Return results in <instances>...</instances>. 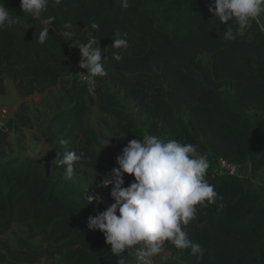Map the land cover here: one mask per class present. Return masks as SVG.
I'll return each mask as SVG.
<instances>
[{
	"label": "trees",
	"instance_id": "1",
	"mask_svg": "<svg viewBox=\"0 0 264 264\" xmlns=\"http://www.w3.org/2000/svg\"><path fill=\"white\" fill-rule=\"evenodd\" d=\"M3 3L17 18L0 27V96L7 93V80L21 100L62 85L56 112L40 133L54 153L59 152L57 140L69 143L52 166L35 158H8V135L31 126L24 104L0 127V235L14 225L23 228L14 245L0 239V264H40L42 259L138 264L133 250L117 257L103 233L88 230V218L105 209L88 204L60 176L66 166L57 161L65 151L85 154L75 173L90 170L104 179L117 167L100 163L90 147L95 136L85 117L91 104L114 120L109 142L120 154L129 141L148 134L192 144L208 162L247 163L252 173L264 167V121L257 116L264 113V33L257 23L241 33L235 21L227 22L235 35L228 40L229 25L212 17L211 2L204 0H128L127 9L121 0H49L41 19L55 20L40 44V21L22 12L20 0ZM67 22L76 33L72 40L62 35ZM89 34L99 40L107 72V86L93 90L73 76L81 59L73 43H87ZM122 34L128 47L119 50L123 59L117 62L111 45ZM121 100L136 113L123 112ZM206 179L222 199L198 205L194 219L183 226L204 254L175 248L179 260L264 264V186L227 174L207 173ZM132 182V176H124V183Z\"/></svg>",
	"mask_w": 264,
	"mask_h": 264
},
{
	"label": "clouds",
	"instance_id": "2",
	"mask_svg": "<svg viewBox=\"0 0 264 264\" xmlns=\"http://www.w3.org/2000/svg\"><path fill=\"white\" fill-rule=\"evenodd\" d=\"M48 5L49 0H20L22 12L34 20L38 19L43 25L37 38L40 44L48 39L55 20L53 16L41 19ZM121 7L127 9L128 0H121ZM208 12L222 24L229 25L227 22L235 21L242 33L251 21L264 14V0H211ZM14 18L17 17L5 8L2 0L0 27L15 23ZM63 28L64 37L68 40L76 38L70 22L65 23ZM91 28L99 30V25L92 23ZM225 39H235L230 25ZM73 44H77L75 48H78L81 57L78 66L85 70L80 76L94 87L97 77L107 75L99 40L89 34L87 43H79L75 39ZM127 47L126 34L113 39L112 59L121 61L123 56L119 50ZM109 139L105 142L106 146ZM59 143L68 145L69 141L61 139ZM60 155L62 158L57 162L66 166V179H71L85 154L65 151ZM115 162L117 167L101 183V187L111 186L110 198L114 203L102 213L97 212L94 217L88 218V230L103 233L106 245L117 257L125 250H133L138 264H153L156 256L167 258L166 243L177 249H190L192 255L202 257L203 247L189 239L183 226L194 219L198 205L214 203L222 197H218L214 186L208 183L209 164L206 157L197 152L196 146L175 139L165 142L158 136L145 134L143 139L129 141ZM125 175L133 177L128 187L123 186ZM86 195L88 204L102 202L99 195H91L88 191ZM117 264H124L123 259Z\"/></svg>",
	"mask_w": 264,
	"mask_h": 264
},
{
	"label": "rangeland",
	"instance_id": "3",
	"mask_svg": "<svg viewBox=\"0 0 264 264\" xmlns=\"http://www.w3.org/2000/svg\"><path fill=\"white\" fill-rule=\"evenodd\" d=\"M202 61L206 62V58L202 57ZM79 65V64H78ZM85 72L84 69H82ZM76 73L73 76L75 78ZM73 78V79H74ZM71 80V79H70ZM7 93L5 96H0V111L6 110L8 116L1 120L0 127H2L6 122L14 117L16 111H18L21 104H24L26 109L25 115L30 118V128L22 129L19 133L11 132L8 135V146L6 148V154L8 158H35L42 160L48 165L52 166L62 150L66 148L67 145H61L59 140L56 144L59 148V152L54 153L50 150L48 142L42 137L40 131L46 129L50 118L56 112L55 99L60 95L62 85H57L46 91L43 94H35L24 100H21L16 94L13 84L11 81H6ZM106 84L104 77H97L94 87L89 86L90 90L96 87H101ZM92 100L90 99V102ZM123 112L129 114H135L136 110L133 106L122 101ZM86 124L94 132V138L90 140V147L94 151L96 158L102 164H109L115 162V158L120 154L114 150L113 146L109 144L106 146L105 142L110 138L114 137L113 124L114 120L112 117L100 113L92 104L90 106L89 112L85 117ZM140 129L144 131L145 126L140 125ZM162 140L167 142L171 138L162 137ZM213 161V160H212ZM217 161V159H216ZM211 162V161H210ZM209 163V162H208ZM218 165V163H217ZM219 167V165H218ZM220 171L221 168L219 167ZM85 174L75 173L71 179H66V174H58L67 182L77 185L79 188L80 195L87 199V191L91 195H99L107 206H110L114 201L110 198V190L101 187L102 178L98 177L93 171L82 169ZM217 176V175H215ZM68 182V183H69ZM128 187L126 183L123 185ZM23 228L14 225L10 230L0 235V239L7 241L9 244L14 245L17 237L22 236ZM166 251H168V256L162 259L160 256L153 258V264L158 263L160 260L162 264H185L179 260V254L174 246L170 244L165 245ZM136 259V255H134ZM159 259V260H158ZM137 260V259H136ZM40 264H49L45 259H42Z\"/></svg>",
	"mask_w": 264,
	"mask_h": 264
},
{
	"label": "crops",
	"instance_id": "4",
	"mask_svg": "<svg viewBox=\"0 0 264 264\" xmlns=\"http://www.w3.org/2000/svg\"><path fill=\"white\" fill-rule=\"evenodd\" d=\"M251 22L257 23L258 26L260 27V29L264 33V14H261L257 19H255V20H253ZM257 116H258L259 119L264 121V113H258ZM208 164H209V167L207 169V173L208 174H211V175H214V176L221 174V171H220V169H219V167L217 165L216 159H214L213 161L209 162ZM235 168H236V172H237L239 177L246 178L250 183H254L256 185L264 186V167H262L256 173H252L250 171V167H249V165L247 163L246 164H242L240 166H236ZM70 184L73 187H75L77 190H79L78 189L79 187L77 185H74L72 183H70Z\"/></svg>",
	"mask_w": 264,
	"mask_h": 264
},
{
	"label": "built area",
	"instance_id": "5",
	"mask_svg": "<svg viewBox=\"0 0 264 264\" xmlns=\"http://www.w3.org/2000/svg\"><path fill=\"white\" fill-rule=\"evenodd\" d=\"M206 2H211V0H204ZM74 72L76 73L75 78L76 81L80 84L83 85H87L89 88V84L87 83V81L83 80L82 77L80 76L81 74H83V70L81 68H79L78 65L74 66ZM8 116L6 110H1L0 111V122L1 120H4L6 117ZM217 159V163L219 165V167L221 168V174H227L233 177L238 176L237 172H236V168L235 166L230 165L229 163H227L224 159L222 158H216ZM105 188V187H104ZM106 189H111V186H108ZM89 202V201H88ZM96 203V202H93ZM97 204V203H96ZM97 205L103 207L105 210L107 209V205L104 203V201L102 200L101 203H98Z\"/></svg>",
	"mask_w": 264,
	"mask_h": 264
}]
</instances>
